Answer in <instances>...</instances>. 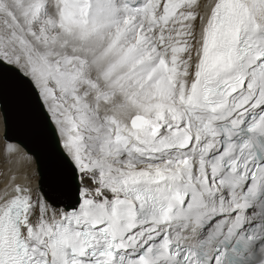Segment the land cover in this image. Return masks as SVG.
Wrapping results in <instances>:
<instances>
[{
    "label": "snow or ice",
    "instance_id": "obj_1",
    "mask_svg": "<svg viewBox=\"0 0 264 264\" xmlns=\"http://www.w3.org/2000/svg\"><path fill=\"white\" fill-rule=\"evenodd\" d=\"M0 264H264V0H0Z\"/></svg>",
    "mask_w": 264,
    "mask_h": 264
}]
</instances>
